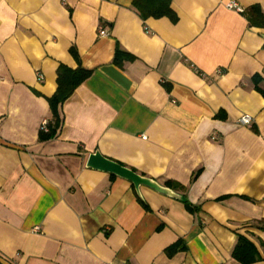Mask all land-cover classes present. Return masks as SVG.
Masks as SVG:
<instances>
[{
    "label": "crops",
    "instance_id": "1",
    "mask_svg": "<svg viewBox=\"0 0 264 264\" xmlns=\"http://www.w3.org/2000/svg\"><path fill=\"white\" fill-rule=\"evenodd\" d=\"M170 1L175 23L133 0H0V264H240L238 235L264 264V28L226 7L264 0ZM59 65L91 76L41 142ZM95 151L198 211L147 188L143 205L86 167Z\"/></svg>",
    "mask_w": 264,
    "mask_h": 264
},
{
    "label": "trees",
    "instance_id": "2",
    "mask_svg": "<svg viewBox=\"0 0 264 264\" xmlns=\"http://www.w3.org/2000/svg\"><path fill=\"white\" fill-rule=\"evenodd\" d=\"M131 6L142 20H147L149 18H167L172 23H175L177 20L176 14L171 9L170 0H133ZM243 14H245L246 19L251 27L264 28V13H262L258 5L251 6L247 12L244 10ZM69 53L79 63V56L74 47L69 50ZM134 60L135 57L133 55L122 51L118 46H116L112 61L113 65L118 68H122L124 63L133 62ZM56 74V91L50 98L47 99L51 122L47 121V132H39L38 139L41 142L49 141L56 136L61 125V119L59 116L60 106L65 101H67L72 96L74 91L91 76V71L83 69L80 66L76 69H70L64 65H59ZM252 81L255 90L264 96V89L259 87L261 79L258 76H255L253 77ZM131 170L136 173L135 170ZM166 187L170 188L174 192L176 190L184 191L183 187L172 185L171 183H166ZM182 197L183 200L180 202L184 205L187 212L191 214L196 213L198 209L191 205L183 195ZM139 202L144 205L142 200L139 199ZM260 246L264 247V243L261 242ZM181 249H184V247H181L180 243H176L167 249V254L171 256ZM232 257L240 264H253L261 259L257 247L250 240L241 235L237 236V244L232 252Z\"/></svg>",
    "mask_w": 264,
    "mask_h": 264
},
{
    "label": "water",
    "instance_id": "3",
    "mask_svg": "<svg viewBox=\"0 0 264 264\" xmlns=\"http://www.w3.org/2000/svg\"><path fill=\"white\" fill-rule=\"evenodd\" d=\"M86 167L94 171H99V172L107 173L109 175H113L115 177H118L120 179L129 182L133 186L134 191L139 199H142L141 191H140L141 188H147L161 196L179 201L183 200L182 195L177 194L170 188L160 185L153 179L135 173L131 169L124 167L118 164L117 162L104 157L98 151H95L94 153L88 156Z\"/></svg>",
    "mask_w": 264,
    "mask_h": 264
},
{
    "label": "built area",
    "instance_id": "4",
    "mask_svg": "<svg viewBox=\"0 0 264 264\" xmlns=\"http://www.w3.org/2000/svg\"><path fill=\"white\" fill-rule=\"evenodd\" d=\"M226 7L230 10H234L236 11L237 13H240V14H243L244 13V9L239 7L236 3L234 2H230L226 5ZM98 35L100 37H104V36H107V32L105 30L104 27H99L98 28ZM38 79L41 80L43 77L38 74L37 75ZM239 124L240 125H243V126H247V127H250L251 124H252V119L251 117L245 115V116H242L240 119H239ZM41 131L43 132H47L48 131V122L47 121H44L41 125Z\"/></svg>",
    "mask_w": 264,
    "mask_h": 264
}]
</instances>
